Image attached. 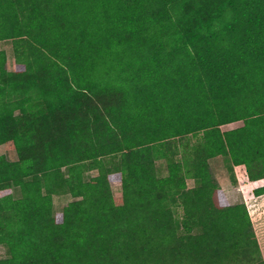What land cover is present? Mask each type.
Masks as SVG:
<instances>
[{"label":"trees","instance_id":"trees-1","mask_svg":"<svg viewBox=\"0 0 264 264\" xmlns=\"http://www.w3.org/2000/svg\"><path fill=\"white\" fill-rule=\"evenodd\" d=\"M0 41V264H264L208 162L264 177V0H0Z\"/></svg>","mask_w":264,"mask_h":264},{"label":"crops","instance_id":"crops-1","mask_svg":"<svg viewBox=\"0 0 264 264\" xmlns=\"http://www.w3.org/2000/svg\"><path fill=\"white\" fill-rule=\"evenodd\" d=\"M243 125V122H237L224 127L225 131H230ZM208 162L228 203L232 206L245 205L247 207L264 258V233H262L264 229V194L258 195L257 193L264 189V177L259 171L258 165L254 164L249 169L246 165L234 166L223 156L211 158Z\"/></svg>","mask_w":264,"mask_h":264},{"label":"rangeland","instance_id":"rangeland-1","mask_svg":"<svg viewBox=\"0 0 264 264\" xmlns=\"http://www.w3.org/2000/svg\"><path fill=\"white\" fill-rule=\"evenodd\" d=\"M0 52L5 53L6 56V67L9 71L15 70L16 67V60L14 55V45L11 41H0ZM222 130H226L224 127ZM184 151L182 148H180V155L179 157H182ZM0 156H5L7 160L9 161H16L17 160V154L15 151L7 150L4 146H0ZM157 169L160 176H165L167 173L166 163L164 161H158L157 162ZM98 175V172L96 170L91 171L87 174H85L86 179H91L93 177H96ZM187 184L189 188L194 187V181L193 179L189 178L187 180ZM112 192L115 196H118L121 194V184L119 182H115L111 184ZM20 196V192L16 193V190H7L0 192V198L6 196V195H14ZM53 211L54 213H61L63 209L71 202L74 201L73 197L70 195L65 196H54L53 199ZM261 232V231H260ZM264 233V229L262 231ZM8 258V251L7 248L3 245H0V259H6Z\"/></svg>","mask_w":264,"mask_h":264}]
</instances>
